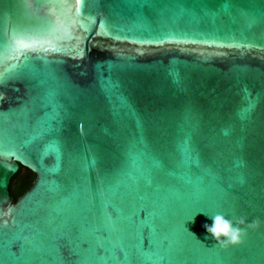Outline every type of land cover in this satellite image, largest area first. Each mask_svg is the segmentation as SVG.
<instances>
[{
    "label": "water",
    "instance_id": "95a60500",
    "mask_svg": "<svg viewBox=\"0 0 264 264\" xmlns=\"http://www.w3.org/2000/svg\"><path fill=\"white\" fill-rule=\"evenodd\" d=\"M77 7L0 0V264H264V0Z\"/></svg>",
    "mask_w": 264,
    "mask_h": 264
},
{
    "label": "clouds",
    "instance_id": "9594fccd",
    "mask_svg": "<svg viewBox=\"0 0 264 264\" xmlns=\"http://www.w3.org/2000/svg\"><path fill=\"white\" fill-rule=\"evenodd\" d=\"M212 223L205 224L204 228L211 239H217L221 244L229 242V232L231 233V241H235L237 229L232 221L221 215L209 216ZM208 237H206L207 239Z\"/></svg>",
    "mask_w": 264,
    "mask_h": 264
},
{
    "label": "snow or ice",
    "instance_id": "6c2138e0",
    "mask_svg": "<svg viewBox=\"0 0 264 264\" xmlns=\"http://www.w3.org/2000/svg\"><path fill=\"white\" fill-rule=\"evenodd\" d=\"M78 5L77 12L79 13V5H81L82 0H76ZM39 41L31 40L26 37H14L13 44L10 47V50H6L5 52H0V56L8 54L10 51L11 53H15V59L20 60L21 58H27L28 53L35 52L37 50V45H39ZM40 47L43 51H48V48H43L42 45ZM3 75L0 74V81H2Z\"/></svg>",
    "mask_w": 264,
    "mask_h": 264
},
{
    "label": "trees",
    "instance_id": "16d2710c",
    "mask_svg": "<svg viewBox=\"0 0 264 264\" xmlns=\"http://www.w3.org/2000/svg\"><path fill=\"white\" fill-rule=\"evenodd\" d=\"M34 179L35 174L28 168L21 166L19 172L14 176L11 185V192L15 200L30 188Z\"/></svg>",
    "mask_w": 264,
    "mask_h": 264
}]
</instances>
